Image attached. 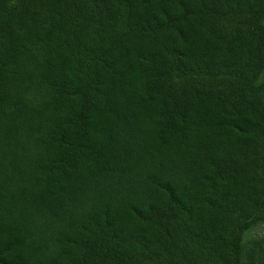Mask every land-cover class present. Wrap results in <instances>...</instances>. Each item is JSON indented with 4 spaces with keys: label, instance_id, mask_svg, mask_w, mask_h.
<instances>
[{
    "label": "trees",
    "instance_id": "obj_1",
    "mask_svg": "<svg viewBox=\"0 0 264 264\" xmlns=\"http://www.w3.org/2000/svg\"><path fill=\"white\" fill-rule=\"evenodd\" d=\"M264 0H0V264H264Z\"/></svg>",
    "mask_w": 264,
    "mask_h": 264
},
{
    "label": "rangeland",
    "instance_id": "obj_2",
    "mask_svg": "<svg viewBox=\"0 0 264 264\" xmlns=\"http://www.w3.org/2000/svg\"><path fill=\"white\" fill-rule=\"evenodd\" d=\"M264 23V21H263ZM264 77V68H263V72L261 74V78ZM245 239H249V238H261L264 237V223L258 224L257 226H254L252 228H250L249 230H247L244 234ZM246 264V263H244Z\"/></svg>",
    "mask_w": 264,
    "mask_h": 264
}]
</instances>
